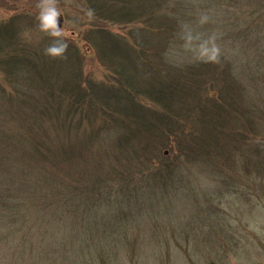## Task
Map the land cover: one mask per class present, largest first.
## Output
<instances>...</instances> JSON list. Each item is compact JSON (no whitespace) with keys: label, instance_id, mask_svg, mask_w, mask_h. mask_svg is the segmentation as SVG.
Segmentation results:
<instances>
[{"label":"trees","instance_id":"16d2710c","mask_svg":"<svg viewBox=\"0 0 264 264\" xmlns=\"http://www.w3.org/2000/svg\"><path fill=\"white\" fill-rule=\"evenodd\" d=\"M74 4L106 66L103 80L83 73L72 42L53 57L46 31L32 47L12 20L0 22V70L11 87L0 92L12 108L0 113L12 116L0 120V238L8 242L0 257L15 261L21 248L49 243L42 235L53 217L58 229L83 235L96 263L111 262L123 241L132 259L141 218L171 228L152 218L176 192L194 204L238 193L264 207V0ZM168 240L159 232L155 242Z\"/></svg>","mask_w":264,"mask_h":264},{"label":"rangeland","instance_id":"374dc122","mask_svg":"<svg viewBox=\"0 0 264 264\" xmlns=\"http://www.w3.org/2000/svg\"><path fill=\"white\" fill-rule=\"evenodd\" d=\"M43 2L44 0H0V22L12 20L14 33L28 45L38 47L48 38L46 32L39 27V12ZM55 3L62 12L60 25L63 27L64 37L75 44L83 55V73L93 79L103 80L107 72L106 66L93 54L92 46L85 38V34L81 33L86 29L85 18L74 4L75 0H55ZM112 27L114 30H120L117 24ZM219 45L220 42L213 41L203 43V47L210 46L213 50ZM2 74L0 70L2 82L0 91H4V88L10 90L11 87L3 82ZM8 100V97L3 98L0 92V113H5L6 108L12 110L8 107L11 105ZM11 118V114L6 117L0 116L1 121L9 122ZM259 126L261 136L264 138V120ZM251 185V183L247 186L240 185V191L248 192ZM193 202L185 199L181 192H176L171 199H165L163 204L167 212L152 219L164 223L172 222L170 227L174 229L168 227L161 231L158 228L154 230L150 225L153 220L149 221L147 216L141 218L137 234L141 236L142 243L137 242L134 257L131 259L130 244L123 241L118 247L119 252L118 244L113 246L116 254L108 264H264V207L260 204L251 207L250 201L246 198L238 196V193L227 192L213 201L199 198L196 201L198 204ZM58 221L59 219L53 217L47 220V233L42 236L49 243L39 247H23L15 255L17 260L10 261L3 256L0 257V264H89L87 258L93 255L88 245L81 240L83 235L58 229L56 227ZM159 232L160 235L170 237L167 246L155 242ZM0 235L4 236L1 233ZM174 236H179L183 247L179 246ZM231 238L238 239V244L234 245V248H231ZM0 239L3 240L0 243L1 253L6 247L8 249V242L4 240L6 238ZM222 253H225L224 257H221ZM91 263L100 264L96 263L94 257Z\"/></svg>","mask_w":264,"mask_h":264},{"label":"clouds","instance_id":"9594fccd","mask_svg":"<svg viewBox=\"0 0 264 264\" xmlns=\"http://www.w3.org/2000/svg\"><path fill=\"white\" fill-rule=\"evenodd\" d=\"M61 16L62 12L56 6L55 0H44L39 12V27L55 37L45 49V52L53 57L66 55L68 47V41L63 35V27L59 22Z\"/></svg>","mask_w":264,"mask_h":264},{"label":"water","instance_id":"95a60500","mask_svg":"<svg viewBox=\"0 0 264 264\" xmlns=\"http://www.w3.org/2000/svg\"><path fill=\"white\" fill-rule=\"evenodd\" d=\"M59 22H60V19H59Z\"/></svg>","mask_w":264,"mask_h":264}]
</instances>
